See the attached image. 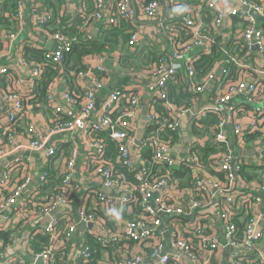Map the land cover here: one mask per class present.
I'll use <instances>...</instances> for the list:
<instances>
[{"label": "built area", "instance_id": "2783aa9c", "mask_svg": "<svg viewBox=\"0 0 264 264\" xmlns=\"http://www.w3.org/2000/svg\"><path fill=\"white\" fill-rule=\"evenodd\" d=\"M3 1L0 0V2ZM33 2L34 0H18L15 17L20 23V29L18 32L3 31L0 36V56L5 51L10 50L11 43L18 39L25 23L26 25L32 23V30L42 37L41 45L47 50L43 63L26 61L22 57L24 65L30 69V90L41 76V67L46 63H61L64 53L72 47L71 41L61 31L52 32L46 29L44 24L52 22L54 15L49 10L35 8ZM93 2L97 8L96 19L107 28L114 25L119 19H129L135 14L131 0H93ZM184 3V0H172V5L176 9H180L179 14L183 18L182 25L193 34V40L188 43H181L177 48L176 40L172 38L170 42H173L174 49H172L170 59L163 60L151 75L158 77V91L155 92V96L166 99L163 87L176 72L186 69L190 77L194 76V55L200 47L205 48L213 44L214 39L212 37L202 35L206 29L203 10L209 12L212 24L217 30H223L225 21L233 20L234 17L247 21L245 27L237 33V37L231 36L229 38L228 36L227 40L223 41V48L233 46L235 49L236 46L237 48L240 47L239 43H241V46L246 48L248 52L238 58L231 57V59L219 60L213 73L197 91L203 92L209 86H213L218 81V70H221V74L226 72L232 62L240 68L253 70L258 81L245 76L242 80L225 86L222 85L223 87L219 83L218 90L220 89V92L218 93L220 95L214 100L213 105L195 110L184 109L179 112V120L169 121L167 127L161 126L157 131L151 133L147 129L151 123H154L156 115L152 110L151 112L148 111L149 106L147 105L148 122L144 125V134L137 152L138 163H136L130 152L129 143L136 138L139 127L140 97H132L129 107L125 111H121L115 119L112 118V114L123 106L124 99L129 93L123 92L124 90L109 91L107 93L108 98L98 106V93L106 88L104 73L109 74L110 69L107 66L106 55L89 56L87 71L78 75V78L90 75V85L83 92V100L75 97L68 86L50 88L47 96L48 104L70 118L67 122L56 124L50 129V133L53 135L81 129L89 148L90 174L99 177L103 187L112 188L114 195L106 194L101 190L91 193L88 200H83L79 218L76 219L53 214L59 205L70 203L75 195L77 187L74 191V185L76 184V173L80 162L77 147L71 149L67 160L60 168L63 177L60 192L53 193L43 204L38 202L46 199L41 195L40 187L47 182L48 174L40 171L37 175L36 187L33 189L34 165L30 158L19 159L15 165L22 171L21 180L23 181L20 180L21 183L12 189H6L7 187L4 188V186L7 185L9 188L8 181L12 167L7 165L0 178V222L5 224V229L12 230V233L8 242H0V261L3 264H37L38 261L40 264H94L95 261L103 262V257L94 260L84 241L80 242L76 239L81 237L84 232H96L100 229L101 215H97V211L106 212L110 220L116 222L121 219V215L124 213L133 215L121 226L124 233H122L121 227L110 230L109 227L102 226L98 233L100 246L108 248L114 243H119L120 240L139 241L149 246L148 252L137 251L133 256L120 257L115 254L116 257L112 260L114 261L113 264H219V253L225 249L229 251V264H264V249L262 248L264 243V230L262 228L264 227L261 226L264 212L257 215L254 213L255 204L261 202V194L264 193V181L262 184L245 183V190H243L239 174L243 165L264 164L263 146L253 147V155L245 156V158L237 156V152L230 142V131L233 136L232 139L238 138L241 155H243L244 148L250 149V147L247 146L249 143L244 138V127L240 124L239 119L235 118L237 116L233 110L235 105L230 109L225 107L230 98L244 94L246 101L259 109L258 124L264 122V63L263 61L256 62L257 58L264 59V27L260 25V21L264 20V4L255 0H197V2L193 1L190 4ZM163 9L164 6L161 2L149 0L143 3L141 14L149 19H158L162 15ZM174 15H171V22L165 26L166 28L175 26ZM241 25L242 23H239L237 27ZM206 33L209 32L206 31ZM137 34L138 32L135 31L132 36L134 42L138 40ZM48 41L52 42L53 47L47 48ZM32 44H35L34 40ZM97 73L103 74V77L98 76ZM4 75L18 77L19 73L11 66L0 65V100L7 104L6 116H8V120L4 123H8L17 117L21 118L22 104L21 94L14 93L16 92L14 90L5 93L3 90L1 79ZM261 80L263 84L259 83L262 82ZM64 103L67 104L64 105ZM97 107H99L98 116L87 121ZM209 108L226 113L224 118L218 122L214 136L210 138L212 145L221 144L227 147L225 150L227 152H220L218 156L220 159V178L202 173L199 168L200 160L194 158L187 151L190 146L189 141L185 142L184 148L176 152L174 150L177 149L159 141L160 134H163L166 128L181 130V116L186 115L191 122H198L205 116V112ZM1 120L0 118V128L4 124ZM250 127L254 130L257 128L254 122L249 124L248 128ZM30 129L29 132L33 135V139L29 147L34 151L42 150L45 147L49 161L50 158H55L58 155L57 143H51L48 146L49 137L44 131L34 130L33 125L30 126ZM132 130L136 131L134 136H132ZM94 131L104 132L119 146L120 161L131 171H134L139 180L140 205L149 218L142 219L140 211L134 213L132 208L125 209L123 204L132 198V190L122 186L120 179L109 166L102 162L99 163L106 154V145L98 136L90 138ZM148 147L155 149V162L164 163L167 166L183 160L192 163L195 170V189H189L186 192L187 203L181 200L178 188L172 184V179L160 177L156 180H149V172L136 169L135 165L139 164L138 153H140V149ZM12 151L13 143L10 139L9 143L0 145V158ZM186 151L187 153H185ZM30 188L33 190L30 193H25ZM200 194L202 199L198 198ZM172 200L175 203H170ZM250 209L254 215L248 220L242 239L238 235L239 231L236 224L230 220V217L235 213L241 214ZM198 211L200 214H197ZM215 214L219 216V219L216 218ZM181 216L190 219L196 217L197 220L202 221L196 228L197 235L190 241L184 235V231H188L187 228L183 229L172 224L173 219ZM24 217L27 219L22 223ZM45 219H47L45 223H42L41 220ZM60 220H64L68 224V228L64 231L62 228L65 227L62 226ZM30 223L33 224V229L30 231L26 246H24L22 253H17L14 250L17 242L16 234L20 232L18 231L20 228L21 230L28 229ZM89 223H93L94 226L89 227ZM80 224H84V228L80 230L81 233H79L78 228ZM205 229H210L211 232H206ZM39 237H44L45 240L43 241V238ZM35 244L39 247L38 249L34 247ZM64 256L67 257L64 258ZM68 256L70 257L69 260Z\"/></svg>", "mask_w": 264, "mask_h": 264}, {"label": "trees", "instance_id": "16d2710c", "mask_svg": "<svg viewBox=\"0 0 264 264\" xmlns=\"http://www.w3.org/2000/svg\"><path fill=\"white\" fill-rule=\"evenodd\" d=\"M82 1L83 7L81 10L72 15H69L67 11L64 13L62 12L63 5L67 2V0H34L33 2V6L35 8L49 10L54 15V20L52 22L44 24L46 29L52 32L61 31L72 44L70 50L64 53L61 63H46L41 67V76L37 79L36 84L31 90L29 89L26 93L14 92L21 94V111L24 112L31 109L34 113H50L52 116L48 122L50 128L54 127L58 123H64L70 120L69 117L48 104L47 96L50 88L58 86L61 87V85L64 87L68 86L75 97L83 100L84 93L76 90L73 87V82L80 73L87 71L88 61H86V57L88 58L89 56L95 54H104L107 56V62H110L109 58L115 55V57L113 56V62L119 64L121 68L120 72L123 77L121 76L119 78L120 82L118 84L111 85L108 90L111 92L124 90L123 92L129 93V95L124 99L125 103H123V106L117 112L112 114V118L115 119L119 116L121 111L123 112L129 107L132 97H140L137 90L135 91L134 89H129L130 86L128 83L135 82L137 80L136 78L140 75L151 76L152 72L159 67L163 60L170 59V54L173 51L172 49H174L172 45H169V48L162 51L155 49L153 45L138 46L140 43H137V41L134 42L132 39L138 25L135 14L129 19L121 18L114 25L107 28L96 19L95 15L97 8L93 0ZM157 1L161 2V0ZM168 1V8L175 12V18L173 21L177 23L172 29L166 28L165 26L169 24V20L171 19L166 16L167 18L163 21L164 27L162 32L168 37L169 42L172 41V38H175L176 42H178L177 48H179L181 43L191 42L193 40V34L187 27L182 25L183 18L182 15L179 14L180 9L178 10L172 5V0L171 3L170 0ZM184 1L187 4H190L193 1L197 2V0ZM255 1L264 4V0ZM17 2L18 0H4L3 2H0V36L3 31H19L20 23L15 17ZM145 2L146 0L142 1V3ZM135 5L138 18L142 5L140 1ZM206 14H208V16H206ZM57 17L59 18V21L56 23ZM203 17H206L208 21L212 22L211 15L207 10H203ZM96 22L99 23L97 26L99 32L94 35L92 28L93 24ZM239 23H242V25L237 27ZM246 23L247 21L243 19L237 17L233 18L231 22V26L234 27L233 37L238 36L237 33L240 29L245 27ZM260 25L264 27V20L262 22L260 21ZM30 28L31 30L33 29L32 26ZM138 35L139 34H137V36ZM202 35L205 37L210 36L214 39L213 44L210 46V52H208L207 49L205 50L204 47H200L198 52H196L193 60V65L195 67L194 76L190 77L187 70L184 69L176 72L166 82L163 87L166 99H162L157 95L153 96L148 111L151 112L152 110L156 115V118L154 123H151L148 126L147 130L150 133L157 131L161 126L167 127L169 121H174L176 119L179 120V112L184 109L190 108L195 110L194 107L196 105L200 108L213 105L214 100L218 98V95H220L218 93L220 92V89L218 90L219 83H221V86H225L235 83L238 80H242L245 76L246 78L249 77L254 81H258V78L253 70L240 68L232 62L226 72L218 75V81L214 83L213 86H209L203 90V92L197 91V89L208 79L210 74L213 73L219 60L231 59V57L238 58L248 52L246 48L241 46V43H239L240 47L237 48L236 46L235 49H233V46L223 48V40L218 39L213 35V33H206L203 31ZM30 40L31 39H28L27 42L23 43L22 57L26 61H35L38 64H42L45 60L44 55L47 50L42 45L39 46L32 44ZM259 61H263L264 63V59L257 58L256 62L258 63ZM104 75L105 78H109L110 72L109 74L104 73ZM98 76L103 77V74L98 73ZM12 78L13 77L10 75L2 76L1 82L5 93H8V90L11 89L10 87H7L8 84L11 85V87L15 84V79ZM259 83L263 84V81ZM156 88H158L157 85ZM260 92L263 91L260 90ZM203 94L209 95L206 100L204 99ZM254 106V104H250L249 102L241 103L235 105L233 110H235L237 115L235 118H238L240 124L244 127L245 141L248 143H256L254 144V147L258 145L263 146L264 151V122L262 124H258L259 120L257 116L260 115L259 109L257 106ZM225 115L226 113L223 111L218 112L213 110V108H209L206 110L205 116L198 122H191L188 130L190 146L187 151L194 158L200 160L199 168L204 175L216 178H220L221 175L219 172L220 159H218V156L220 155V152H227L225 151L227 150V147L221 144H215L216 146L212 145L210 138L214 136L217 131L218 122L224 118ZM251 122L255 123L257 127L255 130L252 127L248 128ZM2 129H5L6 131L3 138L4 141L7 142L12 134L16 132H23L22 119L17 117L15 120L8 122L5 128ZM165 130L166 131H164L163 134H160V143L177 149L174 150V152L180 151L184 148L183 144L186 141L180 129L177 128L172 130L166 128ZM135 134L136 131L132 130V136ZM97 136L100 137L106 145V154L99 163L102 162L103 164L109 166L120 179L122 186L126 189L132 190V198L123 204L125 209L132 208L134 213H139L140 211V217L142 219L149 218L148 214L140 205L141 195L138 190L139 180L137 179L135 172L131 171L129 167L123 165L122 161H120L121 153L119 146L104 132L94 131L92 132L90 138H95ZM230 142L232 143L233 149L237 152V156L239 158H245V154L241 155V151L239 150L238 138H236V140L231 138ZM57 148L58 157L59 154L61 155V150L68 156L71 153V150H69L65 145L57 144ZM187 151L185 153H187ZM154 155V147L141 148L139 153V164L135 165L136 169L138 168L139 170L149 172V180H156L160 177L172 179V184L177 186L181 200L187 203L188 200L186 199V192H188L189 189H195V170L193 169L192 163L190 161L183 160L176 164L167 166L164 163L155 162ZM54 159V157L50 158L47 166H44L41 170L46 172L48 176L46 177L47 182L43 183L40 187L41 195L46 197L45 200L38 201L40 204L45 203L53 195V193L60 192L62 187L63 177L60 172V168L54 167ZM247 167L255 170H247ZM239 174L241 184L253 182L262 184L264 181V164L243 165L242 168H240ZM22 181L23 180H21V182ZM21 182L19 181L18 183L20 184ZM5 187L8 186L6 185L4 188ZM198 198L202 199V195L200 194ZM170 203H175V201L172 200ZM197 214H200V212L198 211ZM97 215H101L99 228L101 229L102 226H104L109 227L110 230L119 229L123 225V222H126L133 217L132 214L124 213L121 215V219L116 222L115 220H110L106 212L101 213L97 211ZM253 215L254 213L250 209L242 212L241 214L235 213L230 217V220L234 222L238 228V235L240 238L243 239L245 226ZM26 219L27 217H24L22 219V223ZM60 223L65 227L62 228V231L68 228V224L64 220H60ZM200 223H202V221L197 220L196 217L190 219L184 216L175 218L172 221V224L176 227L180 226L183 229L187 228L188 231H184V235L188 241L195 238L194 236L197 235L196 228L200 225ZM5 228V224L0 222V242L3 243L10 240L12 233V230ZM122 228L123 227L120 229L122 233H124ZM100 229L96 232H84L81 237L76 238L80 240V242L84 241V244L89 247L94 260H97L100 257L104 258L103 262L95 261L94 264H113L114 261L112 260L116 257L115 254L120 257H124L126 255L133 256L137 251L148 252L149 250V246L134 240H120L119 243H114L108 248L106 246L102 247L98 242V233L100 232ZM262 229L264 230V228ZM205 231L211 232L210 229H205ZM39 238H43V241L45 240L44 237ZM34 247L36 249L39 248L37 244H35ZM262 248L264 249V243ZM66 257L67 256H64V258ZM69 259L70 257L68 256V260Z\"/></svg>", "mask_w": 264, "mask_h": 264}, {"label": "crops", "instance_id": "0c3cea01", "mask_svg": "<svg viewBox=\"0 0 264 264\" xmlns=\"http://www.w3.org/2000/svg\"><path fill=\"white\" fill-rule=\"evenodd\" d=\"M86 1V0H85ZM132 4H133V0ZM141 2V5H143L142 1L143 0H135V4L138 2ZM147 1V0H146ZM82 0H67V2L64 3L62 12L64 13L67 11L69 15H72L79 10H81L82 6ZM90 2V1H89ZM168 0H161V3L163 6H166V16L169 15L171 18L172 14H175L172 9L170 10L168 8ZM171 3V0H170ZM141 10V8H140ZM165 10H162V15L160 16L161 22L157 23L156 21L158 19H149L145 17L141 12H139V17L137 19V28L135 31L138 32V40L137 43H140V45H153L155 49H158L159 51H162L164 49L169 48V45H172L173 42H169L168 37L164 35L163 31V26H164V19L163 14ZM177 13V11H176ZM59 21V18L57 17L56 23ZM204 22L206 23V29L204 30L205 32L208 31L209 33H213L214 36H216L220 40H227L228 36L229 38L233 36V29L234 27L231 26L232 20H226L224 23V28L223 30H217L212 22L208 21L206 17L204 18ZM170 23V20H169ZM177 23V22H176ZM31 24L32 23H25V26L21 29V32L18 36V39L11 43V47L9 51H5L2 56H0V65L2 66L3 64H6L8 66H11L15 68L19 75L18 77L13 76L12 79H15V84L13 87L11 85H7V87H10L11 89L8 90V93L10 91H16L19 93L23 92H28L29 90V74H30V69L26 65H24L23 60H22V52H23V43L27 42L28 39H31L30 42L34 40L35 44L41 45L42 43V37L39 36V34L35 33L33 30H31ZM99 23L96 22L93 24L92 32L94 35L98 34L99 29L98 26ZM175 27V26H173ZM172 27V28H173ZM171 28V29H172ZM178 44V42H176ZM47 48L53 47L52 42L48 41L46 44ZM211 46V45H210ZM210 46H206L204 49L208 50L210 52ZM115 57V55H113ZM111 56L109 58L110 62H107V66L110 69V75L109 78H106L105 80V90H101L98 93L97 97V105L99 106L102 104L108 97V89L111 85L118 84L120 82V77L122 73L120 72L121 68L119 64L114 63V57ZM109 57V56H108ZM88 58L86 57V61ZM113 62V63H112ZM98 75V73H97ZM137 80L129 84V89H134L135 91L137 90L138 93L140 94V120L143 115V106H150L151 101L153 96H155V92H157V81L158 77H152V76H147V75H140L136 78ZM90 85V75L85 76L83 78H78L76 77L75 81L73 82V87L80 91V92H85L86 88ZM62 86V85H61ZM63 87V86H62ZM209 94V93H208ZM204 95V99L206 100L207 96L209 95ZM208 103L207 101H205ZM6 102H2L0 100V118L2 119L1 122L4 123L5 121L8 120V116H6V108L7 104ZM241 103H247L246 101V96L244 94H238L236 96H233L232 98L229 99L225 107L227 109H230L233 105H238ZM67 103H64L66 105ZM195 109H199L198 105L194 107ZM99 112V107L88 117L87 121H90L93 118H96ZM21 119H22V127H23V132H16L12 134L7 141L8 143L10 142V139H12L13 143V151L4 155L3 157L0 158V178L2 177L3 173L5 172L6 166L11 165V171H10V177H9V188L7 187L6 189H12L14 188L18 182L22 179V171L15 165V162L19 159H25V158H30L33 165H34V177H33V189H35L37 181L35 180V176L39 175L40 171L42 170L44 165H47L49 158H48V153H47V148H41L42 150H32L30 146V142L33 139V135L29 132L30 126H34V130L41 131L49 137L47 145L50 146L49 144L51 143H57L61 145L67 146L69 150H71L73 147H77L79 150V157H80V162H79V167L78 171L76 173V184L74 185V191L75 195L72 197L70 203H67L65 205H59L53 212L55 216H66L67 218L71 219L73 218H79V211L82 206L83 200H88L89 196L91 193L96 192V191H102L103 184L101 182V179L99 177L93 176L90 174L89 167L91 164V160L89 157V148L86 142V139L83 135V131L81 129H75V130H69V131H64L59 134H53L51 135L50 133V126H49V121L51 119V114L46 113L43 114L41 112L34 113L32 112L31 109L27 111H21ZM184 117V116H183ZM182 116L180 117V124L182 122ZM139 120V122H140ZM191 124L190 118H188V124H187V131L189 130V126ZM7 123H4L2 127L0 128V145L5 144L6 142L4 141V135H5V126ZM139 126V124H138ZM230 131V130H229ZM230 137L233 138L232 133L230 131ZM253 142H249V145L247 146L250 147L244 148L242 151V154H245V156H249L248 152L251 151V155H253ZM11 145V144H10ZM185 145V142L183 146ZM139 154V153H138ZM67 154L63 153L61 150V155L59 154V157L56 159L55 165L63 163V161L67 158ZM57 165V167L61 168L62 166ZM242 189H245V184H241ZM32 189V190H33ZM31 188L29 191H26L25 193H30ZM74 193V192H73ZM261 202L255 204L254 208V213L257 215L261 212H264V193L261 194ZM21 201V200H20ZM216 218L219 219V216L215 214ZM33 224H28V229L21 230V228L18 230L16 234L17 242L15 244L14 250H16L17 253H22L24 250V246H26V242L28 239V236L30 234V231L33 229ZM79 233L80 230H79ZM228 250H222L219 253V258L220 262L219 264H229V255H228ZM0 264H3L0 261Z\"/></svg>", "mask_w": 264, "mask_h": 264}, {"label": "water", "instance_id": "95a60500", "mask_svg": "<svg viewBox=\"0 0 264 264\" xmlns=\"http://www.w3.org/2000/svg\"><path fill=\"white\" fill-rule=\"evenodd\" d=\"M135 0H133V8L135 10V17H136V20L138 19L137 18V9H136V5H135ZM164 14H163V18L166 17V7L164 6ZM161 20H157L156 22L159 23ZM218 74H221V70H218ZM147 108L148 106H143L142 110H143V115L141 117V120L139 122V127L137 128V135H136V138L129 143V148H130V152L133 156V159L135 160L136 163H138V160H137V152H138V148L140 146V143H141V140H142V137H143V134H144V125L147 123L148 121V116L146 114V111H147ZM187 124H188V117L185 115L183 118H182V122H181V131H182V134L183 136L185 137V141H189V137H188V131H187ZM254 153V152H252ZM249 155H251V151L248 152ZM38 179V176L36 175L35 176V180ZM102 191L106 194H109V195H114V192H113V189L112 188H109V187H103L102 188ZM47 219L45 220H41L42 223H45ZM89 227H93L94 224L93 223H89L88 224ZM261 226L264 227V219L262 220L261 222ZM79 230H82L84 228V224H80L78 226ZM37 264H40V261H38Z\"/></svg>", "mask_w": 264, "mask_h": 264}, {"label": "rangeland", "instance_id": "374dc122", "mask_svg": "<svg viewBox=\"0 0 264 264\" xmlns=\"http://www.w3.org/2000/svg\"><path fill=\"white\" fill-rule=\"evenodd\" d=\"M149 0H147L146 2H148ZM255 107V106H254ZM148 122V121H147ZM68 157V156H67ZM57 158H58V156H57ZM56 157H55V159L54 160H56L57 159ZM67 160V158L63 161V163H61V165L59 164L60 162H58V164L57 165H60V166H63V164H64V162ZM57 165H55L54 164V167H57ZM247 170H250V171H254L255 169H252V168H248L247 167ZM260 173H262V172H260Z\"/></svg>", "mask_w": 264, "mask_h": 264}]
</instances>
